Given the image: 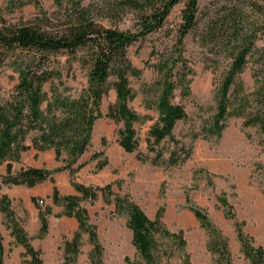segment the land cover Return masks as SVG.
I'll return each mask as SVG.
<instances>
[{"label": "rangeland", "instance_id": "rangeland-1", "mask_svg": "<svg viewBox=\"0 0 264 264\" xmlns=\"http://www.w3.org/2000/svg\"><path fill=\"white\" fill-rule=\"evenodd\" d=\"M215 1L200 0V25L184 39V55L194 74L189 95L182 94L180 89L176 91L174 101L185 107L189 119L179 121L174 133L188 147L193 143V154L186 162L174 166L155 165L139 158L140 153L148 154V132L158 120L159 90L155 86L158 73L153 65L158 62L159 55L170 51L177 42L183 23L185 3L182 2L174 7L162 28L129 48L131 61L143 71L140 77L130 79L136 93L130 106L146 117L135 123L138 150L130 153L122 148L119 132L124 123L106 116L116 101V92L112 89L102 102L103 117L95 123L91 145L78 161V164L87 163L86 166L73 176L70 171L58 172L67 175L65 181H48L59 188L62 196L80 195L74 182L102 188L111 185V192L100 191L96 200L81 202L88 210L89 224L95 228L96 239L90 231H82L79 254L69 260L65 246L78 232L80 223L75 217L63 215L64 205L54 203V187L48 194H38L36 188L25 185L0 189V199L4 195L10 197L14 220L24 229L32 246L40 251L44 264H148L134 243L128 209L117 210V197L138 205L150 221L158 224L154 232L153 264H252L245 254L240 230L252 247L264 250V131L259 125L245 127L243 117H231L221 137L200 136L192 142L195 133H201L203 127L211 124L216 113L218 90L232 62L231 57L221 55L213 44H205L203 40L206 14ZM38 3L12 7L10 0H0V25L4 21L11 24L30 21L41 9L49 13L58 9L56 0H38ZM63 3L65 5L66 0ZM102 3L103 0H83V5L92 9L98 21L109 25V21L100 15ZM138 25V13L134 12L118 23L120 28L132 31H136ZM257 47H264V36L257 42ZM30 58L25 53L16 55L1 69L3 102L9 100L18 84V61ZM67 59L68 55L64 53L51 58L53 66L64 73L63 83L58 80L54 83L63 95L75 98L87 88L88 70L77 61L69 65ZM255 61L251 59L240 76L246 93L256 89L253 70L258 67V73H264L263 61L260 62L258 57V66ZM51 88L52 83L44 87L48 98L52 96ZM47 104L48 101L43 103V110ZM262 109L258 98V103L252 100L247 112L260 114ZM35 135L31 133L28 142ZM159 147H163L168 158L174 144L165 141ZM49 150L55 159L54 149ZM98 151L105 153L100 158L102 161L109 160L101 171H97L100 160H92ZM63 158L68 160V151ZM56 162L59 167L65 165V162ZM19 164H13L14 172L20 171ZM6 165H0V177ZM89 179H96V184L88 185ZM221 199H226V206ZM47 208L52 210L47 215L49 228L42 233L41 215ZM196 210L206 215L207 220L198 218ZM12 227L5 213L0 211L4 264H29L31 256ZM97 244L99 249H96Z\"/></svg>", "mask_w": 264, "mask_h": 264}, {"label": "trees", "instance_id": "trees-1", "mask_svg": "<svg viewBox=\"0 0 264 264\" xmlns=\"http://www.w3.org/2000/svg\"><path fill=\"white\" fill-rule=\"evenodd\" d=\"M63 1L56 0L58 9L52 13L41 9L30 21L14 24L4 21L0 25V71L16 55L31 56L29 60L18 61V84L9 100L3 102L0 91V165L7 163L0 189L9 185L34 188L46 181L55 183L56 173L70 171L73 176L86 166L87 163L78 164V161L91 145L95 123L103 117L102 102L112 89L116 92V101L106 116L124 123L119 132L122 148L130 153L138 150L135 123L146 117L130 106L136 97L130 79L140 77L143 71L131 61L129 48L162 28L174 7L182 2L185 7L177 42L170 51L159 55L158 62L153 65L158 73L155 82L159 90L158 120L148 132V154L140 153L139 158L155 165L174 166L186 162L193 154V143L189 147L183 144L176 138L174 130L179 121H187L189 116L185 107L174 100L178 89L184 95L191 92L194 70L184 55V39L200 25V0H103L100 15L109 21V25L98 21L92 9L83 5V0H66L65 5ZM31 3L39 4L38 0H10L12 7ZM132 12L138 13V29L120 28L118 23ZM206 18L203 26L205 44H213L221 55L231 57L232 62L218 90L212 122L203 127L201 133H195L192 142L200 136L221 137L231 117H243L245 127L259 125L264 131V73L259 74L258 67L253 70L256 89L252 93H246L240 78L251 59L256 60L257 66L258 57L264 63V47H257V42L264 36V0H216ZM63 53L68 55L69 65L77 61L88 70L87 88L75 98L63 95L54 83L55 80L63 83L64 73L53 66L51 58ZM47 83H52L51 98L44 90ZM258 98L263 107L261 113L248 114L252 100L258 103ZM45 101L48 104L43 110ZM33 132L36 135L28 142ZM165 141L174 144L168 158L163 147H159ZM31 149L38 152L54 149L56 160L65 165L55 170L28 167L14 172L13 164L20 162L22 154ZM67 151L69 158L65 160L63 156ZM104 154L98 151L92 156V160H100L97 171L109 164L108 159H100ZM73 184L80 195L62 196L57 186L52 195L55 204L64 205L63 215L75 217L80 223L78 232L65 246L69 260L79 254L82 231H90L96 239L95 228L89 224L88 210L81 202L96 200L100 191L111 192V185L102 188L79 182ZM221 202L226 206V199ZM11 205L9 196L0 199V211L5 213L13 233L31 256L29 264H44L40 251L32 246L24 229L14 220ZM116 207L118 211L128 209L134 243L148 264H153L154 232L158 224L150 221L144 211L127 198L117 197ZM51 211L47 208L41 215L42 233L48 231L47 215ZM195 213L203 221L207 220L201 211ZM239 234L252 264H264V250L252 247L241 230ZM3 253L0 234V264H4Z\"/></svg>", "mask_w": 264, "mask_h": 264}, {"label": "crops", "instance_id": "crops-1", "mask_svg": "<svg viewBox=\"0 0 264 264\" xmlns=\"http://www.w3.org/2000/svg\"><path fill=\"white\" fill-rule=\"evenodd\" d=\"M20 170L22 168L34 167V168H47L50 170H55L59 167V164L56 162V158L54 159V153L51 150L38 152L34 149L28 150L22 154V158L20 160ZM6 171V170H5ZM4 170L1 171V174L4 175L6 172ZM65 173H56L54 175L56 180L63 181L66 178ZM1 180V177H0ZM65 181V180H64ZM96 179H89L87 184H96ZM8 187V186H7ZM54 185L50 182L46 181L34 188L37 189L38 194H48L51 189L53 190ZM73 194V193H70Z\"/></svg>", "mask_w": 264, "mask_h": 264}]
</instances>
